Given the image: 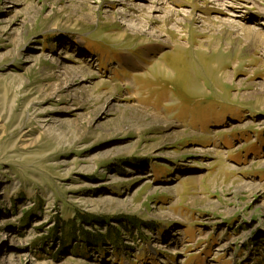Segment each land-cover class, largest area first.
<instances>
[{
  "label": "rangeland",
  "instance_id": "374dc122",
  "mask_svg": "<svg viewBox=\"0 0 264 264\" xmlns=\"http://www.w3.org/2000/svg\"><path fill=\"white\" fill-rule=\"evenodd\" d=\"M263 41L264 0H0V264H264Z\"/></svg>",
  "mask_w": 264,
  "mask_h": 264
},
{
  "label": "bare ground",
  "instance_id": "6f19581e",
  "mask_svg": "<svg viewBox=\"0 0 264 264\" xmlns=\"http://www.w3.org/2000/svg\"><path fill=\"white\" fill-rule=\"evenodd\" d=\"M157 1H159V0H157ZM155 5V4H154ZM156 7H158V6H156ZM224 9H226V10H228V11H231V10H229L228 8H226V7H224ZM181 11V10H180ZM181 12H183V11H181ZM185 12V11H184ZM188 17H190L191 16V13L190 12H188L187 14H186ZM190 19V18H189ZM228 19L229 20H227L226 22H224V23H227V24H231L232 26L231 27H234V31H235V33H242L243 32V34H245V33H250V32H252L250 35L252 36L253 35V29H251L250 27H244L243 25H241V24H238V23H235V22H233V20H231L232 18H230V17H228ZM174 26V25H173ZM129 27V26H128ZM130 28V30L132 31V32H136L137 33V31H139V30H142L140 27H138V26H136L134 23H132L131 24V26L129 27ZM141 32V31H140ZM255 32V31H254ZM248 35V34H247ZM246 35V36H247ZM248 37V36H247ZM260 43H262V44H264V41L263 42H260ZM135 109V108H134ZM145 114V113H144ZM146 115V114H145ZM150 117L154 120V121H156V122H158V123H161V122H163L162 121V119L158 116V115H156V114H151L150 115ZM141 119V118H140ZM153 121V122H154ZM149 122V121H148ZM171 132V131H170ZM177 132V131H176ZM172 134V133H171ZM170 134V135H171ZM176 134V133H175ZM177 136H178V134H176Z\"/></svg>",
  "mask_w": 264,
  "mask_h": 264
},
{
  "label": "trees",
  "instance_id": "16d2710c",
  "mask_svg": "<svg viewBox=\"0 0 264 264\" xmlns=\"http://www.w3.org/2000/svg\"><path fill=\"white\" fill-rule=\"evenodd\" d=\"M71 231H74V230H71ZM83 232H84V231H82V233H83ZM66 234H68V235H66ZM66 234H65L64 237H63V238L66 239V240H67V239L69 240L70 237H74V236H72V235H73L72 233H68V232H67ZM86 235H87V234H84V233H83L82 237H84L83 239H84L85 241L89 242L88 239H90V238H89L88 236H86ZM61 239H62V238H61ZM100 241H103V240L100 239ZM64 242H65V241L62 240V243H64Z\"/></svg>",
  "mask_w": 264,
  "mask_h": 264
}]
</instances>
